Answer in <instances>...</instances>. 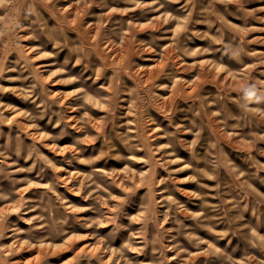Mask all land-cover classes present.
<instances>
[{
  "label": "rangeland",
  "instance_id": "obj_1",
  "mask_svg": "<svg viewBox=\"0 0 264 264\" xmlns=\"http://www.w3.org/2000/svg\"><path fill=\"white\" fill-rule=\"evenodd\" d=\"M0 264H264V0H0Z\"/></svg>",
  "mask_w": 264,
  "mask_h": 264
},
{
  "label": "bare ground",
  "instance_id": "obj_2",
  "mask_svg": "<svg viewBox=\"0 0 264 264\" xmlns=\"http://www.w3.org/2000/svg\"><path fill=\"white\" fill-rule=\"evenodd\" d=\"M156 69H158V67H156ZM157 127V126H156ZM157 128L154 129V131H156Z\"/></svg>",
  "mask_w": 264,
  "mask_h": 264
}]
</instances>
